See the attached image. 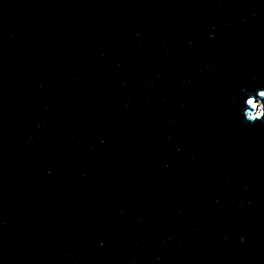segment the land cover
I'll use <instances>...</instances> for the list:
<instances>
[{"label": "water", "instance_id": "water-1", "mask_svg": "<svg viewBox=\"0 0 264 264\" xmlns=\"http://www.w3.org/2000/svg\"><path fill=\"white\" fill-rule=\"evenodd\" d=\"M262 86L264 0H0V264H264Z\"/></svg>", "mask_w": 264, "mask_h": 264}, {"label": "clouds", "instance_id": "clouds-1", "mask_svg": "<svg viewBox=\"0 0 264 264\" xmlns=\"http://www.w3.org/2000/svg\"><path fill=\"white\" fill-rule=\"evenodd\" d=\"M237 100L241 102L239 114L243 123L264 124V86L254 89L241 88L231 102L235 103ZM240 239L243 240V237Z\"/></svg>", "mask_w": 264, "mask_h": 264}]
</instances>
